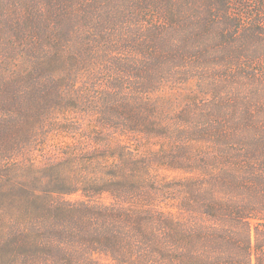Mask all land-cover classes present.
Instances as JSON below:
<instances>
[{
	"label": "trees",
	"instance_id": "trees-1",
	"mask_svg": "<svg viewBox=\"0 0 264 264\" xmlns=\"http://www.w3.org/2000/svg\"><path fill=\"white\" fill-rule=\"evenodd\" d=\"M0 264H264V0H0Z\"/></svg>",
	"mask_w": 264,
	"mask_h": 264
},
{
	"label": "rangeland",
	"instance_id": "rangeland-1",
	"mask_svg": "<svg viewBox=\"0 0 264 264\" xmlns=\"http://www.w3.org/2000/svg\"><path fill=\"white\" fill-rule=\"evenodd\" d=\"M68 198L71 199V200H75V199H78L79 196L78 195H72V196H70Z\"/></svg>",
	"mask_w": 264,
	"mask_h": 264
}]
</instances>
